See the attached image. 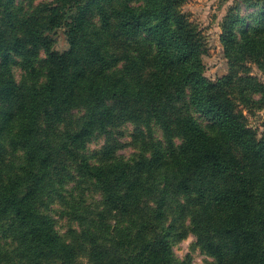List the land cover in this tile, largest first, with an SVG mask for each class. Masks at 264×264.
Segmentation results:
<instances>
[{
  "label": "trees",
  "instance_id": "16d2710c",
  "mask_svg": "<svg viewBox=\"0 0 264 264\" xmlns=\"http://www.w3.org/2000/svg\"><path fill=\"white\" fill-rule=\"evenodd\" d=\"M182 1L0 0V264H174L176 227L215 264H264V118L257 138L244 114L264 85L241 63L264 60V0L225 22L215 80Z\"/></svg>",
  "mask_w": 264,
  "mask_h": 264
},
{
  "label": "rangeland",
  "instance_id": "374dc122",
  "mask_svg": "<svg viewBox=\"0 0 264 264\" xmlns=\"http://www.w3.org/2000/svg\"><path fill=\"white\" fill-rule=\"evenodd\" d=\"M53 0H12L11 5L20 7L15 9L18 15L23 12H29L32 6L38 4L48 5ZM242 0H183L180 4V11L183 12L187 20L195 23L196 29L201 35L204 49L201 53V59L204 64V75L211 80L221 77L230 71V64L235 56L229 54L225 48V22H229V18L233 12L241 16L245 12H251V9L245 10ZM238 29L235 34L238 37L241 22H238ZM54 39L52 48L57 51H63L68 47V41L65 35V27H58L50 32ZM227 40H231L226 37ZM237 39V41H238ZM237 45V42H228V48L231 49ZM42 57L43 52H39ZM15 63L12 66V73L17 80L25 75L26 71L21 66L22 56L10 50V56ZM241 63L246 64L250 74L256 77L264 85V60L261 63H255L251 58L242 60ZM37 64V61H33ZM36 66V65H35ZM242 74V73H241ZM247 117V123L257 132V138H260L262 131V120L264 118V106L254 112H248L244 109ZM124 134L121 136L127 139L132 129V125L127 123L120 127ZM158 133V130H156ZM103 142L102 136L94 137L89 143V152L93 155ZM129 150V149H128ZM128 150H124L127 154ZM131 150V148H130ZM123 153V150L120 151ZM42 211L53 217L55 227L62 232L69 224L67 217L57 215L58 210L56 204L48 206L42 205ZM171 259L174 264H215V260L199 249L195 242V238L190 233L180 236L179 229L176 227L171 230L170 236Z\"/></svg>",
  "mask_w": 264,
  "mask_h": 264
}]
</instances>
